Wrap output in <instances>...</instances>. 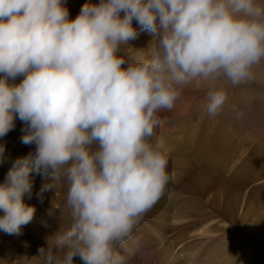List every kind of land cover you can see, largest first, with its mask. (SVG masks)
Returning <instances> with one entry per match:
<instances>
[{
  "label": "clouds",
  "instance_id": "clouds-1",
  "mask_svg": "<svg viewBox=\"0 0 264 264\" xmlns=\"http://www.w3.org/2000/svg\"><path fill=\"white\" fill-rule=\"evenodd\" d=\"M66 0H0V138L24 127L34 151L0 183V231L19 235L41 192L67 188L70 223L38 250L43 264H128L133 233L174 179L158 113L182 89L215 77L238 87L264 59V0H99L69 19ZM136 22L137 27L133 26ZM147 58H129L140 32ZM23 77L19 83L17 78ZM224 87L207 93L217 116ZM0 144V164L6 160Z\"/></svg>",
  "mask_w": 264,
  "mask_h": 264
},
{
  "label": "rangeland",
  "instance_id": "rangeland-1",
  "mask_svg": "<svg viewBox=\"0 0 264 264\" xmlns=\"http://www.w3.org/2000/svg\"><path fill=\"white\" fill-rule=\"evenodd\" d=\"M85 3L99 0H66L69 19H75ZM133 26L137 27L135 21ZM153 42V35L140 32L130 46L144 51L130 49L128 57H150L147 50ZM253 70L258 77L241 85H246L244 95L250 92L247 87L264 88V59ZM207 84L213 90L230 85L210 77L197 78L187 86L202 93ZM258 98L264 102V96ZM179 99L187 100L184 96ZM243 99L249 101L250 96L227 91L225 105L215 117L204 108L207 94L203 99L195 97L183 114H176L178 100L172 110L160 112L163 123L155 132L170 148L167 170L174 173V179L133 233L136 243L129 244L133 255L128 264H264V189L258 190L264 182V125L258 128L261 122L256 123L255 118L263 120L258 115L251 124L238 120L237 106ZM168 122L169 134L163 127ZM23 127L16 119L15 128L0 138L6 157L0 164V183L12 161L34 151V145L21 143ZM33 180L31 198L26 196L24 201L36 209L33 220L22 226L19 235L0 231V264H43L42 258H32L39 256L40 248H47V238L61 225L70 223L64 207L66 186L61 183L57 189L41 192L42 185L51 183L50 178L34 174ZM74 264H82L79 257Z\"/></svg>",
  "mask_w": 264,
  "mask_h": 264
},
{
  "label": "bare ground",
  "instance_id": "bare-ground-1",
  "mask_svg": "<svg viewBox=\"0 0 264 264\" xmlns=\"http://www.w3.org/2000/svg\"><path fill=\"white\" fill-rule=\"evenodd\" d=\"M252 74H253V77H258V75H257V71H254L253 70V68H252ZM259 79V78H258ZM210 84H207L205 87H204V89L206 90V92H202V93H198V91H192L191 90V88H189L187 85L182 89V92H183V94L181 95V96H184V97H186L187 98V100H181V99H179L177 102H178V105H179V108L180 109H178V110H176V112H178V113H176V114H179V113H185V112H188L189 111V109H190V107H191V104H192V102L194 101V98L195 97H197V98H200V99H203L204 98V94H207L208 93V91H210V90H213V89H211L210 88ZM244 86H246V85H243V87ZM241 85L240 86H238V87H232L231 85H226V86H224V88H225V90H227L228 92H234V94H236V93H239V95H242L243 97H246V98H249V96H250V99H249V101H248V99H243L242 101H240V103H239V106H237L238 107V110H239V114H240V116H238L237 118H238V120H241V122H244V124L246 123V124H251V123H253L252 121H253V117H256L257 115L259 116V117H261V119H263L264 120V102H262L259 98H258V96L259 95H262V96H264V88L263 89H253V88H249V87H247V90H250V92L249 93H246L245 95H244V88H243ZM246 88V87H245ZM197 93H198V95H197ZM237 96V95H236ZM233 97V96H232ZM235 98V97H234ZM239 98V97H238ZM232 99V98H231ZM238 100V99H237ZM188 101V102H187ZM198 101V100H197ZM200 101H203V100H200ZM239 101V100H238ZM187 102V103H186ZM208 102V101H207ZM206 102V103H207ZM262 102V103H261ZM234 103H236V102H234ZM261 103V104H260ZM206 105V104H205ZM258 106V107H257ZM205 108V107H204ZM233 108V107H232ZM237 110V111H238ZM204 111V110H203ZM204 113V112H203ZM232 113V112H231ZM160 113H158V115H159ZM178 118H181L180 116H177V119ZM198 118V117H197ZM201 119V118H200ZM183 120V119H182ZM199 120V119H198ZM260 121V120H258L257 118H255V122L256 123H259V122H261V125H258V128H262L263 127V125H264V121ZM169 123L170 122H168L167 123V125H165L164 126V124H163V127H164V130H165V132H167L168 134H169V132H171V131H169L168 129L170 128L169 127ZM190 123V122H189ZM237 123H239V122H237ZM255 123V124H256ZM174 125V124H173ZM178 125V124H177ZM176 125V126H177ZM182 127V126H181ZM256 127V126H255ZM248 128V127H247ZM166 133V134H167ZM251 134V133H250ZM169 136V135H168ZM14 142H16V141H14ZM11 147V146H10ZM14 148L15 149H18L19 148V145H18V143H16V145L14 146ZM6 150H7V148H6ZM19 151L21 152V150L19 149ZM19 151H17L16 150V152H19ZM19 152V153H20ZM14 155H19V154H16V153H14ZM16 156V157H17ZM15 157V158H16ZM14 158V159H15ZM262 189H264V182L260 185V186H258V190H262ZM237 195H238V192H237ZM194 200H196V201H198V198H196V196H195V198H194Z\"/></svg>",
  "mask_w": 264,
  "mask_h": 264
}]
</instances>
